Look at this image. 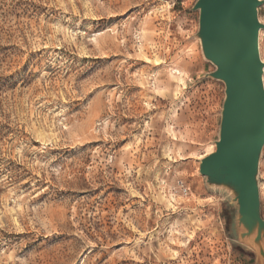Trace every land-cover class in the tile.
<instances>
[{
	"label": "rangeland",
	"instance_id": "1",
	"mask_svg": "<svg viewBox=\"0 0 264 264\" xmlns=\"http://www.w3.org/2000/svg\"><path fill=\"white\" fill-rule=\"evenodd\" d=\"M194 2L0 0V264H254L198 173L224 87ZM258 177L264 219V147Z\"/></svg>",
	"mask_w": 264,
	"mask_h": 264
},
{
	"label": "water",
	"instance_id": "2",
	"mask_svg": "<svg viewBox=\"0 0 264 264\" xmlns=\"http://www.w3.org/2000/svg\"><path fill=\"white\" fill-rule=\"evenodd\" d=\"M259 0H195L202 57L214 70L205 75L223 84L214 150L199 160L207 190L223 192L228 231L236 244L264 264V219L259 162L264 147V63L258 47Z\"/></svg>",
	"mask_w": 264,
	"mask_h": 264
},
{
	"label": "bare ground",
	"instance_id": "3",
	"mask_svg": "<svg viewBox=\"0 0 264 264\" xmlns=\"http://www.w3.org/2000/svg\"><path fill=\"white\" fill-rule=\"evenodd\" d=\"M213 150H214V148H213V146H211V147L208 149V151H207L204 155L201 156V158H203L205 155L211 153ZM201 158H200V159H201ZM171 197H172V196H171Z\"/></svg>",
	"mask_w": 264,
	"mask_h": 264
},
{
	"label": "built area",
	"instance_id": "4",
	"mask_svg": "<svg viewBox=\"0 0 264 264\" xmlns=\"http://www.w3.org/2000/svg\"><path fill=\"white\" fill-rule=\"evenodd\" d=\"M187 192H188V188H186V187H183V188H182V193H183L184 195H186V194H187Z\"/></svg>",
	"mask_w": 264,
	"mask_h": 264
}]
</instances>
